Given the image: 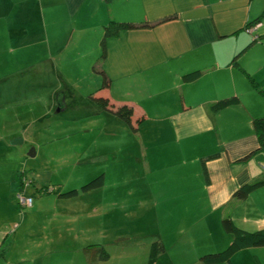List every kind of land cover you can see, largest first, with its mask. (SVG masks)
Returning a JSON list of instances; mask_svg holds the SVG:
<instances>
[{
    "label": "rangeland",
    "instance_id": "rangeland-1",
    "mask_svg": "<svg viewBox=\"0 0 264 264\" xmlns=\"http://www.w3.org/2000/svg\"><path fill=\"white\" fill-rule=\"evenodd\" d=\"M6 1L9 10L0 13V264H90L82 250L87 245L108 253L96 256V264H145L152 238L166 249L174 244L166 240L180 239L175 252L182 260V253L224 248L219 244L228 238L213 243L214 232L204 225L207 216L220 224L223 218L192 205L190 190L159 191L163 168L148 167L143 156L148 132L133 130L92 99L104 73L112 80L106 69H114V42L106 41L102 56L104 28L96 25L102 1L71 14L58 2L46 29L18 23L17 3ZM139 58L134 66L143 65ZM115 85L108 87L113 94ZM100 175L102 185L81 190ZM71 189L78 194L60 196ZM248 249L236 262L256 263Z\"/></svg>",
    "mask_w": 264,
    "mask_h": 264
},
{
    "label": "crops",
    "instance_id": "crops-1",
    "mask_svg": "<svg viewBox=\"0 0 264 264\" xmlns=\"http://www.w3.org/2000/svg\"><path fill=\"white\" fill-rule=\"evenodd\" d=\"M12 1L18 5L16 13H21L18 23L45 29L58 2L68 7L70 14L79 5L89 10L93 1L98 2ZM101 1L96 4L100 8V16H95L97 26L103 28L109 21L135 23L112 38L113 74L106 71L112 77L109 86L116 84L114 94L108 88L98 93L115 104H130L133 121L142 119L137 131L148 132L143 153L146 164L163 168L159 191L174 194L181 193V188L190 190L192 205L214 211V217L229 215L236 225L250 231L264 228V183L245 198L233 195L242 184L264 178V150L247 157L258 146L253 120L264 117V18L251 24L252 31L247 24L262 14L264 0ZM4 9L9 10L8 3L0 0V13ZM139 56L143 65L134 66ZM123 61L126 66L122 68ZM193 71L200 72L195 79L183 78ZM223 98L234 100L214 108ZM208 218L204 225L214 232L213 243L231 240L219 218L213 222ZM166 241L174 244L155 264H203L200 255L206 250H199V256L182 253L186 258L182 260L175 252L180 239ZM247 248L252 250L247 253L249 259L254 256L255 264H264V246L253 245L240 248L230 262L213 264H243L236 262L235 256L238 252L244 256L240 250Z\"/></svg>",
    "mask_w": 264,
    "mask_h": 264
},
{
    "label": "trees",
    "instance_id": "trees-1",
    "mask_svg": "<svg viewBox=\"0 0 264 264\" xmlns=\"http://www.w3.org/2000/svg\"><path fill=\"white\" fill-rule=\"evenodd\" d=\"M112 1V0H107ZM261 17H264V11L261 15L255 17L251 22L247 24V28L249 29L251 24L258 23L261 20ZM135 23V22H134ZM133 22H125V21H109L107 24L103 26V36L101 40V44L103 46V54L104 55V47L106 41L108 39H112L117 36L122 29H130L133 28ZM249 26V27H248ZM235 60H233L234 62ZM200 74L199 71L189 72L183 75L185 80L195 79ZM110 80H108V76L104 73L103 86L101 89L108 88L110 85ZM92 99L96 102L99 108L104 110H109L118 118L123 120L129 127L133 130L137 131V126L139 122H141V118L133 121V107L127 103H117L111 102L109 97L107 96H92ZM233 98H223L213 104L214 108H220L224 105H227L233 102ZM253 127L256 132L258 146L256 149L252 150L248 153L247 157L251 155H255L264 150V117L254 118ZM103 183V175L98 176L93 179L89 183H87V187L81 190H88L90 188H95L97 186L102 185ZM264 183V178L254 179L251 182L244 183L239 186L235 192L234 197L241 199L245 198L252 190L260 186ZM77 189H71L68 191L61 192L60 196L64 198H70L76 196L78 194ZM222 228L225 232L232 235V238L228 244L223 246L219 251L205 253L201 256L200 260L203 264H213L219 262H230L233 255L243 246L245 245H253V246H264V228L249 231L245 230L234 223V221L230 218V216H225L222 220ZM149 254L146 264H155L159 255L165 252L166 248L164 242L157 238H152L150 240L149 246ZM84 256L89 257L90 264L95 263V257L99 256L101 258H106L108 253L105 252V248L101 245L96 247L95 245H87L82 248ZM101 252V253H99ZM3 255V249L0 247V257Z\"/></svg>",
    "mask_w": 264,
    "mask_h": 264
},
{
    "label": "built area",
    "instance_id": "built-area-1",
    "mask_svg": "<svg viewBox=\"0 0 264 264\" xmlns=\"http://www.w3.org/2000/svg\"><path fill=\"white\" fill-rule=\"evenodd\" d=\"M248 30H249V31H252V28L250 27ZM29 201H30V198H29Z\"/></svg>",
    "mask_w": 264,
    "mask_h": 264
},
{
    "label": "water",
    "instance_id": "water-1",
    "mask_svg": "<svg viewBox=\"0 0 264 264\" xmlns=\"http://www.w3.org/2000/svg\"><path fill=\"white\" fill-rule=\"evenodd\" d=\"M16 141H13V143H15Z\"/></svg>",
    "mask_w": 264,
    "mask_h": 264
}]
</instances>
